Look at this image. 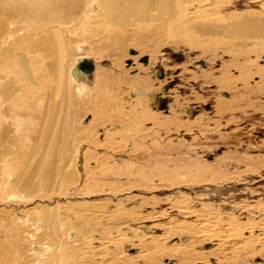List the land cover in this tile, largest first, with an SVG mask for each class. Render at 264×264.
Segmentation results:
<instances>
[{
	"label": "rangeland",
	"instance_id": "1",
	"mask_svg": "<svg viewBox=\"0 0 264 264\" xmlns=\"http://www.w3.org/2000/svg\"><path fill=\"white\" fill-rule=\"evenodd\" d=\"M183 1L193 2L175 0L176 6ZM225 1L222 16L264 13V0ZM155 30L141 31L145 44L128 45L124 58L107 47L102 61L86 58L88 68H79L80 62L71 71L77 84L74 74L96 78L98 67L115 70L110 78L122 70L128 80L153 79L150 88L139 90L122 81L125 96L105 97L133 104L146 99L152 113L167 122L151 119L145 130L134 125L119 147L125 124L110 109L113 125L101 124L93 138L100 145L91 139L80 143L76 184L60 195L25 202L0 196V264H56V233L38 220L45 205L61 207L62 230L73 242L70 257L57 264H264V52L259 55L250 41L237 40L231 43L242 56L235 58L231 46H207L192 36L171 40L173 33L186 35L178 21ZM72 31L80 36V30ZM225 78L236 83L222 87ZM137 106L135 112L142 111ZM94 117L92 112L84 116L83 126ZM110 128L118 136L112 147L106 145ZM30 149H22L25 161ZM118 183L124 186L116 188ZM95 186L98 190L89 193Z\"/></svg>",
	"mask_w": 264,
	"mask_h": 264
},
{
	"label": "bare ground",
	"instance_id": "2",
	"mask_svg": "<svg viewBox=\"0 0 264 264\" xmlns=\"http://www.w3.org/2000/svg\"><path fill=\"white\" fill-rule=\"evenodd\" d=\"M93 2L91 6L92 0H0V167L3 174L0 196L5 201L25 202L55 193L60 195L67 187L76 184L75 167L79 161L78 154L82 152L80 143L91 139L92 143L99 144L93 138L97 137L101 124L112 126L114 123L109 121L110 109H113L112 114L120 116L115 120L125 124L119 129V147L126 141L127 134L134 131V125L145 130L144 122L151 119L162 125L167 122L161 119L162 114L152 113L153 106L146 99L133 104L129 100L125 103L120 99L109 101L105 97L106 93L115 98L125 96L120 88L122 81L133 84L139 90L150 88L153 79L128 80V73L122 70L115 78H110L108 76H112L115 70L98 67L96 78L74 74L77 84L71 70L82 60H92L94 56L103 60L102 52L107 47L114 49V56L124 58L128 45L145 44L146 39L140 37L141 31L152 26L158 31L171 21L185 25L186 30L184 36H181L183 31L170 34L171 40L183 37L191 40L193 37L203 40L207 46H210L209 42L216 48L231 46L228 52L235 58L242 56L231 43L237 40L250 41L253 51L260 49L259 55L264 52V13L251 11L249 14L222 16L221 8L228 2L225 0H216L214 5L207 4L208 0L183 1L178 7L175 0ZM194 6L197 8L192 16L182 15L184 10L193 13ZM203 9L206 10L203 12ZM45 27L47 31H43ZM72 30H80V36L73 35ZM81 46L85 47L84 51L80 50ZM255 62L254 58L244 68L243 78L250 75ZM220 83L222 87L226 84L234 86L236 80L225 78ZM221 105H224L223 101ZM134 106L142 111L135 112ZM88 112L95 117L85 127L82 120ZM132 114H137L138 119H128ZM114 130L110 128L108 134ZM116 136L111 133L108 136L111 140L106 145L112 147V139H117ZM30 139L33 144L29 146L27 141ZM25 147L31 148L26 161L25 151L22 150ZM17 156L19 160L15 159ZM115 186L122 188L124 185L118 183ZM97 187H89L91 190L88 192L97 191ZM9 188L10 193L6 194ZM60 210L59 205H45L38 216V220L51 225L56 233V264L70 257L74 249L73 242L62 230L64 225L60 223Z\"/></svg>",
	"mask_w": 264,
	"mask_h": 264
},
{
	"label": "water",
	"instance_id": "3",
	"mask_svg": "<svg viewBox=\"0 0 264 264\" xmlns=\"http://www.w3.org/2000/svg\"><path fill=\"white\" fill-rule=\"evenodd\" d=\"M91 65L89 62H87L86 60L82 61L79 65V68L84 69V68H88V66ZM90 70V68H89Z\"/></svg>",
	"mask_w": 264,
	"mask_h": 264
},
{
	"label": "flooded vegetation",
	"instance_id": "4",
	"mask_svg": "<svg viewBox=\"0 0 264 264\" xmlns=\"http://www.w3.org/2000/svg\"><path fill=\"white\" fill-rule=\"evenodd\" d=\"M85 75V74H84Z\"/></svg>",
	"mask_w": 264,
	"mask_h": 264
}]
</instances>
